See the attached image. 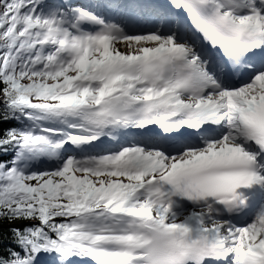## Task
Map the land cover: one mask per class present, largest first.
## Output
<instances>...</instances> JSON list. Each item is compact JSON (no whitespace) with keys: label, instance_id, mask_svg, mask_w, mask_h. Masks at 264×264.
<instances>
[{"label":"snow or ice","instance_id":"6c2138e0","mask_svg":"<svg viewBox=\"0 0 264 264\" xmlns=\"http://www.w3.org/2000/svg\"><path fill=\"white\" fill-rule=\"evenodd\" d=\"M0 264H264V0H0Z\"/></svg>","mask_w":264,"mask_h":264}]
</instances>
